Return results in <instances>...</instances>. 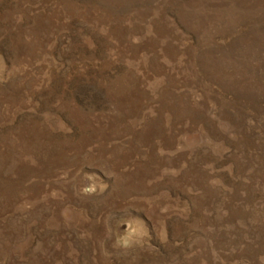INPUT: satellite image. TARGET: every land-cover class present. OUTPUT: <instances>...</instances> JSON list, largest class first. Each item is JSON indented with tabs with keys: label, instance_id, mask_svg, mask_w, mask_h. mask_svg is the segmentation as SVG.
Returning <instances> with one entry per match:
<instances>
[{
	"label": "rangeland",
	"instance_id": "rangeland-1",
	"mask_svg": "<svg viewBox=\"0 0 264 264\" xmlns=\"http://www.w3.org/2000/svg\"><path fill=\"white\" fill-rule=\"evenodd\" d=\"M20 138L0 264H264V0H0Z\"/></svg>",
	"mask_w": 264,
	"mask_h": 264
},
{
	"label": "bare ground",
	"instance_id": "bare-ground-1",
	"mask_svg": "<svg viewBox=\"0 0 264 264\" xmlns=\"http://www.w3.org/2000/svg\"><path fill=\"white\" fill-rule=\"evenodd\" d=\"M149 37H150V39H153V40H155L156 39V36L154 35V32L151 34V35H149ZM129 40H130V42H128L126 45H127V47L125 46L124 48L122 47V49L120 50V51H118V53L119 54H122V55H124L125 53L127 54H129V55H131V56H135V55H137V54H139L140 56H142V58L144 59V61L149 65V66H151V67H153V68H156L157 66V64H153V63H151V65H150V56L149 55H151V52H149L148 50H145L143 47H141L142 49H144L145 51H140L139 50V47L136 45V42L134 41V40H132V39H130L129 38ZM136 47H138V51H139V53H137V51H136ZM140 48V49H141ZM129 55H128V57H129ZM152 57V56H151ZM138 58V57H137ZM129 59V58H128ZM159 62H162L160 59H159ZM137 66H138V64L137 63H135ZM139 67V66H138ZM140 69V70H139ZM139 69H136V72L138 71V72H140L139 74H142V75H147L148 74V72L146 71V70H142L140 67H139ZM121 86V85H120ZM116 91L117 92H119L120 91V87L119 86H117L116 87ZM10 144H12V145H10L9 147H8V151H7V154H6V156H5V161H2V164L0 165V168H6V169H9V168H11V167H13L12 166V162L14 161V160H18V163H20L21 161H23L28 155H29V152H28V150H29V148H28V146H26V145H24V141L20 138V142H18L16 145H15V148L16 149H14V144H13V142L12 141H10ZM14 157V158H13ZM2 171V170H1ZM6 172V171H5ZM2 198H3V193L2 192H0V209H2L3 208V202H2ZM1 213V212H0Z\"/></svg>",
	"mask_w": 264,
	"mask_h": 264
}]
</instances>
